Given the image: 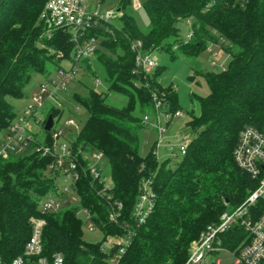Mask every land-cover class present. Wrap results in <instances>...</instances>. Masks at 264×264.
<instances>
[{
	"label": "trees",
	"instance_id": "trees-1",
	"mask_svg": "<svg viewBox=\"0 0 264 264\" xmlns=\"http://www.w3.org/2000/svg\"><path fill=\"white\" fill-rule=\"evenodd\" d=\"M47 1H0V132L5 133L17 119L9 98L24 96L34 72H56L64 61L74 59L68 30H56L51 37L43 34L40 15ZM129 3L120 2L122 15L117 23L101 20L85 37L101 38L95 55L105 70L108 90L128 95L130 105L109 104L106 92L75 94L89 113L75 142L88 152H103L108 159L112 194L123 203L125 219L129 220L142 180L153 179L154 211L145 224L135 227L118 264H185L200 233L220 221L228 204L236 207L256 187V181L237 165L234 149L245 127L264 129V0L245 4L242 0H145L150 22L147 34L125 12ZM183 19L193 20L187 42L179 37L178 24ZM137 40L146 53L165 50L174 59L184 57L191 62L210 42L228 53L220 71L202 73L209 93L192 96L198 110L189 113L186 123L191 139L174 166L167 160L160 162L154 148L146 156L140 152L142 124L132 114L134 104L151 107L155 93L163 111L176 112L178 97L173 86H161V68L135 73L131 47ZM89 59L82 68L91 69ZM199 73L201 69L195 68L194 75ZM50 113L60 115L59 109ZM43 131L49 142V131ZM49 162L35 154L0 158V264H12L24 253L37 218L45 221L44 257L60 253L64 264H110L115 246L107 252L101 243L84 239L85 221L77 216V206L41 213L39 200L59 190L58 176L49 170ZM101 187L90 176L84 177L78 183L81 206L93 213L106 236L120 235L123 230L108 221V205L97 194ZM243 237L247 239V233L235 227L222 235V245L236 250Z\"/></svg>",
	"mask_w": 264,
	"mask_h": 264
},
{
	"label": "built area",
	"instance_id": "built-area-1",
	"mask_svg": "<svg viewBox=\"0 0 264 264\" xmlns=\"http://www.w3.org/2000/svg\"><path fill=\"white\" fill-rule=\"evenodd\" d=\"M242 4L248 0H242ZM120 12L108 10L105 14L97 10V6L90 5L89 0H48L41 12L40 20L45 28L44 35L51 37L56 30L69 31L74 42V59L69 67H60L56 70L57 76L47 77L46 82L40 85L39 91L34 95L33 101L27 105L23 114L10 125L9 129L0 138V158H8L12 154H35L42 158H48L49 170L56 176H62L65 186L58 192H53L39 200L41 213L59 211L60 209L75 205L78 207L77 216L82 217L90 230L95 228L94 215L80 203L78 183L84 177L90 176L92 181L102 185L97 191L98 196L108 205V221L121 227L123 233L115 235L118 242L114 245L115 252L110 257V264H118L135 233V227L145 224L155 208L156 195L153 189V179H143L140 192L130 214L129 220L123 214V203L115 200L112 194L111 183L104 178L99 163L104 157L103 152H88L74 141L59 145L57 141L64 136L63 129H55L54 125L49 131L50 141L42 135L38 138V132L29 125L34 118L36 124L41 121L44 128L46 118H38V112L45 103L57 98V92L65 89L73 81L81 70L83 61L90 58L97 47L93 44L97 39L86 38V33L101 20L109 21L116 18ZM191 36V35H190ZM132 50L135 52V73H149L153 71L155 63L151 53L143 51L140 40L133 42ZM212 52V50L209 48ZM62 54L59 53V56ZM96 83L100 81L96 79ZM138 85V83H137ZM155 109L163 110V103L153 95ZM165 119L170 122L180 113L166 110ZM148 117H144L147 121ZM66 125L75 126V121L70 119ZM157 130L161 135L164 128L158 122ZM188 140L181 143L178 150L186 153ZM169 151H174L173 146H167ZM157 157V152L154 149ZM234 158L237 165L249 173L256 181V187L248 196L231 212H224L217 224L208 225L193 243L185 264H221V255L229 254L232 264H264V129L253 126L245 127L239 134L238 142L234 149ZM44 219L37 218L32 223V233L28 240L24 253L17 256L12 264H64V257L57 253L51 259L42 255V229ZM241 227L247 233L245 242L230 250L222 245V235ZM104 250H106L103 247Z\"/></svg>",
	"mask_w": 264,
	"mask_h": 264
},
{
	"label": "rangeland",
	"instance_id": "rangeland-1",
	"mask_svg": "<svg viewBox=\"0 0 264 264\" xmlns=\"http://www.w3.org/2000/svg\"><path fill=\"white\" fill-rule=\"evenodd\" d=\"M122 0H106L103 3L98 4L96 0H89L90 5L97 6L99 12L104 14L108 10L116 11ZM145 0H130V3L126 5L125 12L132 15L142 34H147L150 30V22L147 13L143 7ZM122 12L111 18L112 23H117L121 17ZM179 37L181 41L187 42L190 38L193 20L183 19L178 24ZM45 31V28H44ZM44 34V32H43ZM101 38H97L93 44L100 48ZM212 50V52L209 50ZM151 57L155 63L153 71L157 68H161V74L159 82L162 87L168 88L173 86L176 90L178 97V109L180 116L174 117L170 122H167L164 115L165 111H157L155 104L150 106H141L140 102H136L133 108V116L137 118L141 124V146L140 152L142 156H146L153 148L157 152V159L162 162L167 160L171 166L177 164L182 153L178 150L181 143H186L191 139L190 130L187 127V120L189 119V113L193 110H198L197 103L192 100L193 95L206 96L209 93V87L205 76L206 72H217L223 68L228 62V53L220 45L215 42H210L206 49L201 51L199 57L194 62L184 57L172 58L171 54L165 50H154L151 52ZM91 69L82 68L77 73L75 79L71 81L67 87L57 92V98L48 100L44 107L38 112V118H46L52 109H59L60 115L55 117V129H63L64 136L60 138L57 143L59 145L63 143H72L74 141L83 126L85 125L89 113L80 106L75 98V94L84 96L88 90H95L98 92L107 93V102L117 108H126L130 105V98L128 95L108 90V82L106 81V73L101 66L96 55L93 54L90 57ZM63 67H69L70 62L64 61ZM201 69V73L194 75V69ZM203 73V74H202ZM57 76L55 71L52 72H34L24 88V96L22 98H9V102L14 106L17 117L23 114L24 109L33 101L34 95L39 91L40 85L46 82V77L54 78ZM96 79L100 81V84L96 83ZM78 107H80L78 109ZM176 111V112H177ZM147 116L148 120L144 121V117ZM73 119L75 126L68 127L66 123ZM160 124L164 131L160 135L157 130V124ZM29 125L38 132V138L42 139L44 134L41 121L36 124V119H32ZM4 135L0 132V138ZM173 146L174 151H169L167 146ZM28 154V153H27ZM99 170L102 175L109 182H111V170L108 159L103 157L99 163ZM56 184L59 189H63L65 186L62 176H59L56 180ZM239 205V204H238ZM237 205V206H238ZM234 207L228 204L227 211L231 212ZM83 237L88 242L101 243V245L107 250V252L113 249L114 245L118 242V237L105 235V232L97 225L93 230L88 228V225H84ZM246 238H242L241 242L237 244V247L245 242ZM221 264H232V257L229 254L221 255Z\"/></svg>",
	"mask_w": 264,
	"mask_h": 264
},
{
	"label": "water",
	"instance_id": "water-1",
	"mask_svg": "<svg viewBox=\"0 0 264 264\" xmlns=\"http://www.w3.org/2000/svg\"><path fill=\"white\" fill-rule=\"evenodd\" d=\"M1 1V0H0ZM117 12H120V9H117ZM54 125V115L53 113H49L46 123L44 125V130L50 131ZM227 203V201H226Z\"/></svg>",
	"mask_w": 264,
	"mask_h": 264
}]
</instances>
